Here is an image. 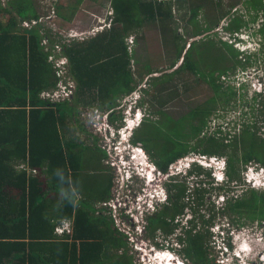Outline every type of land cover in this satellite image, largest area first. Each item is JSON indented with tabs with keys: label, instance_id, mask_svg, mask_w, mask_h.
<instances>
[{
	"label": "trees",
	"instance_id": "obj_1",
	"mask_svg": "<svg viewBox=\"0 0 264 264\" xmlns=\"http://www.w3.org/2000/svg\"><path fill=\"white\" fill-rule=\"evenodd\" d=\"M52 2L57 17L46 24L35 0L0 1V264H134L125 234L114 226L111 207L105 204L112 195L113 173L106 172L103 155L95 156L85 144L93 134L82 136L88 133L75 115L80 104L96 105L109 110L110 122L120 127L118 100L138 89L146 95L141 105L149 112L131 142L141 145L160 171L168 172L172 163L190 154L225 159L223 181L197 162L184 173L172 174L167 201L146 218V236L158 247L164 246L158 236L168 241L174 237L187 260L217 264L208 251L213 224L227 218L231 230L264 222V188H245L243 180L248 165L264 166V109L261 122L241 124L234 119L227 128L219 123L210 134L205 131L211 115L229 106L237 94L221 76L237 67L246 70L264 53V19L257 24L264 0L247 1L256 10L249 20L232 16L223 0H110L109 27L70 40L58 28L72 21L82 0ZM175 3L185 8L187 24L193 25L185 29L183 44L174 26ZM226 19L223 29L232 39L249 30L253 38L259 36L262 48L239 50L215 31L216 37L194 38L184 53L189 39ZM23 21L30 27L20 30ZM150 22L159 26L164 42L168 33L172 37L176 51L169 67L183 60L172 71L150 76L148 86L139 88L128 39ZM60 57L67 60L65 75L75 87L70 99L53 100L44 94L57 90L64 79L56 64ZM145 66L147 74L162 71ZM186 72L210 85L212 95L175 117L164 107L179 97L175 89L180 80L187 82ZM253 99L263 106L264 93L255 92ZM149 103L158 107L150 109ZM235 184L242 192L230 194L237 190ZM221 194L226 198L216 206L212 197ZM188 211L191 216L183 224ZM59 225L66 227L62 234L56 231Z\"/></svg>",
	"mask_w": 264,
	"mask_h": 264
},
{
	"label": "rangeland",
	"instance_id": "obj_2",
	"mask_svg": "<svg viewBox=\"0 0 264 264\" xmlns=\"http://www.w3.org/2000/svg\"><path fill=\"white\" fill-rule=\"evenodd\" d=\"M0 1L5 4L7 3V0ZM52 1L53 0H35L36 5L38 6V11L42 14L41 21L45 22L46 24H49L48 21H51L50 18L48 21L46 20L49 15L53 19L57 17V14L55 12L56 5H54V2ZM56 1L64 5H68L69 3H71L72 0ZM223 1L229 2L235 0ZM51 4L52 6L51 8H49L48 6H50ZM111 13L112 9L110 6V0H82V2L79 3V7L72 21L67 22L66 25L61 28H58V30L61 31L63 36L68 38H71L72 36H74L75 38H82L89 35H93V32L90 31V29H102L103 26H105L109 22ZM184 13H187L185 11V8L183 7V9L181 10L175 3L173 8V14L175 19L174 26L177 27L178 32L183 36V39H180L179 41L180 44L185 43L187 37L185 29L187 27L189 29L193 28V25L191 23L187 24L189 13L186 15ZM203 17L204 14L200 16V20L203 19ZM59 21L60 19H58V22ZM222 21L220 22L219 26L215 29L210 30L205 34L198 35L189 39V42L184 48V53L187 47L189 46V43H191L194 38L202 39L205 38V36H207L208 34L211 35V37H216L213 35L215 31L218 32V37L228 42H233L234 46L238 49H252V51L255 49V51H257L262 48V43H258L260 39L259 36L253 38L250 33H243V35H241V38L244 43L243 41H235L234 38L230 40V35L223 29L224 25L227 23V19L223 22ZM163 37L164 35L161 33L159 26H157V24L153 22H150L144 26V29L141 32H139L138 34H134L128 39L131 45V49L135 54V60L133 61L132 69L135 72L136 78L139 82V88L148 86V84L146 83L150 79V76L159 75L164 71H172L177 66H179L183 60V57H181L174 67H169L171 62L175 58L176 48L175 45L171 42L172 37L170 33H168L167 35V39H169L167 43L163 41ZM238 37L237 40L241 39H238ZM64 61L60 60L59 63H62ZM146 63H149L154 70L162 71L147 74L145 72ZM241 69L242 68L237 67L236 72H232L229 70L228 74H226L225 76H221V81L224 83V85H231L237 92L235 99H233H237L236 104L234 105L232 100L230 105L226 108L219 107L216 112L211 115L209 119L210 121L208 122V125L205 128L206 133L210 134L211 132H213V130L219 123H221L224 128H227V126L232 125V123L227 125L228 122L230 120L233 121L234 119H236L241 124L245 120L255 121L256 119H258L259 122H261V111L264 109V104L262 106V104H260L259 102L254 101L253 96L256 91H260L258 89H263L264 91V53L261 55L258 61L253 64V66L246 68V70L244 71H241ZM63 71H65V69ZM183 75L185 76V79H187V82L185 83L184 80H180L182 81V83L179 85L178 89H175L179 93V97L171 99L169 102L166 103L164 107L166 112L175 117L185 113L191 107L203 102L209 96L212 95V89L210 88V85H208L204 80L197 81V76L190 72H186ZM65 79L70 80L69 77L66 78V75ZM60 84L63 85L64 83ZM241 85H244V88H242ZM169 87H172V89L174 88L173 86ZM57 92L59 95L62 94L61 90H58ZM64 96L66 95L64 94ZM145 96L146 95H144L138 89L135 92L131 93L129 96H124L122 98L120 97L118 100L119 105L117 107V112H119L121 109L123 114L127 116L126 120L129 121L133 126L137 125V121L139 122V119H137V115L134 118L137 119L136 122L135 120L130 118L131 115H133L135 107L136 109L138 108V104L136 105L135 101H137V98H139V100H143L144 98H146ZM70 97L71 95L62 98L61 100L70 99ZM149 104L150 109L158 107L152 106L151 103ZM251 104L254 105V114L252 110L253 107L251 106ZM145 105L147 108L148 105ZM130 108H132V111L130 110ZM146 112L148 113L149 110L145 109V112L144 110H142V121L145 117L148 116L145 114ZM107 113V111L102 112L99 108H97L96 105L84 106L80 104L76 112L75 118L78 119V123L80 122L81 124H84L83 126L87 130L88 134H97L100 132L101 134H99L98 136L100 137L101 141L99 143L102 144V147H104L103 149L107 150V148H109V155L111 156H108V165L112 166V164L110 163V161L112 160V162L114 163L112 167H114L113 176L115 182L114 190H116V195L114 200H111V212L108 211V213H111L113 216L114 226L125 234L128 248L127 254L131 256L130 260H132L134 264H158V262L160 264H166V262L168 264H194L192 261L184 258L178 251L180 249V244L177 241L173 240L174 237L170 238L168 241L164 240L162 236H158L157 242L161 243V245H164L163 247H158L153 243V241L149 237L146 236L147 234L145 225L147 220L145 216L143 220L141 219V214L139 213V211H137L136 199L139 195V198H141V193H143L142 196H145L146 192L149 193L152 191L146 186L148 183L145 177L132 175L131 171H128L127 169L124 170L123 167H119L120 159L123 163H126L124 161V157L126 156V150L124 151V148H130V146H128L127 144L125 146L124 141L119 139L118 131L119 129H121L119 132H122V135L126 134L127 137L130 135V131L125 128L122 129L121 127L110 128L109 126H107L105 120ZM153 117L156 118L155 116ZM108 122L110 123V126L113 125L109 120ZM105 129L108 130L105 131ZM104 132H106L105 134H107V136L103 135ZM113 133H116L114 135V138L116 139L112 137ZM82 135L86 136L87 134ZM91 137L92 136H89L88 139H90ZM115 146L116 154H114L113 152V148H115ZM133 150L134 152H131L134 154L132 163H142L140 167L141 169H143L142 173L145 176V173L149 171L147 164H151V160L148 158V156H146V154H143V152H140L138 149ZM117 151H120V153L122 154L117 155ZM188 157V159L180 162V164L176 163L170 170L173 173L178 172L180 170H185L188 166L187 163H190L189 160L193 159L192 157H195V154H190L188 155ZM221 158L222 160H224L223 157ZM208 162H211V160L208 159ZM152 168L150 169L152 170ZM247 169L248 167L243 172L245 188L252 187V184L246 180L245 174ZM220 172L221 171L216 170V180L219 179L218 175H221L219 174ZM149 173L151 175H149V178H155V180H160L163 176H165L163 175L162 177L158 178L159 176L157 177L155 171H149ZM252 176L254 177L253 174L248 173L249 179ZM170 181V179H167L165 181L166 185ZM151 186L152 188H154L153 185ZM235 186L237 187V190H234L230 194H239L242 192L243 188H241L237 184H235ZM155 187H158V190L160 189V191L164 194V191L162 190L163 186L161 184H157V186ZM257 187H259L260 189L262 188L261 186ZM225 198L226 195L224 194L217 196L215 195L212 197V201L215 203L216 206H221ZM97 206L100 207V204H97ZM126 214L128 215L129 220L131 221H128L127 217L125 216ZM190 214L191 212L188 211L186 215L182 217L183 224H185L186 219L191 216ZM228 225V219L222 218L220 221H217L210 227L211 241L208 251L210 253V258L214 260V263L234 264V262H237V260L243 259V261H246L248 259L246 263L248 264L249 260L257 257L259 252L264 251V222L258 224L249 223L248 225L242 226L240 228L234 227L229 231ZM243 238L247 239L249 243L248 247L251 248L250 251H246V253L248 252V255L246 253H240V247H242V245L240 244V240ZM227 241L231 242V249ZM172 247H174L175 249H171ZM139 248L141 250H139ZM235 252L240 253L242 259H239V257L234 256ZM168 258L173 259L167 260ZM183 259L185 260V262L180 261ZM178 261L180 262L178 263ZM256 261L259 263L258 259ZM258 263L255 262L254 264Z\"/></svg>",
	"mask_w": 264,
	"mask_h": 264
},
{
	"label": "clouds",
	"instance_id": "obj_3",
	"mask_svg": "<svg viewBox=\"0 0 264 264\" xmlns=\"http://www.w3.org/2000/svg\"><path fill=\"white\" fill-rule=\"evenodd\" d=\"M109 22L105 25V26H103V28L102 29H100V30H97V32H100V31H102V30H104L106 27H109ZM249 30H243L242 32H240V33H238L237 34V37H238V35H239V37L238 38H241V35H243V33H246V34H249V32H248ZM96 34V33H95ZM230 40H232V38L230 39ZM235 41H237L236 39H234ZM241 41H243L242 40V38L241 39H239L238 40V42H241ZM243 43H244V41H243ZM239 49H241V48H239ZM241 50H245V49H241ZM252 50V49H251ZM258 90H260V91H256V92H263L264 93V91H263V89H258ZM135 92V91H134ZM133 93V92H132ZM130 95V94H129ZM129 95H127V96H129ZM135 104L137 105L138 104V108L136 109V107H135V109H134V111H133V115H131V114H129V115H131V119H133V120H135V122H136V120L137 119H134L135 117H136V115H137V113H139V122L137 121V125H134V126H132L131 128H130V122L129 121H127L126 120V118H127V116L126 115H124L123 114V118H122V125L120 126L122 129L123 128H125V129H127L128 131H130V135L127 137L126 136V134L125 135H122V132H119L121 129H119V131H118V133H119V139L120 140H123L124 141V143H125V146H126V144L128 145V146H130V148H124V151H125V153H126V156L124 157V161L126 162V163H123L122 162V160L120 159V166L121 167H123V169L125 170V169H127L128 171H131V173H132V175H135V176H142V177H145L146 178V180H147V187H148V189H150L152 192H146V195L145 196H142L143 195V193H141V198H139V196L137 197V199H136V204H137V211H139V213L141 214V219L143 220V218H144V216H145V218H147V216L149 215V214H151V213H153L155 210H156V208L159 206V205H161L162 203H164V202H166L167 201V199H168V188H167V185H166V180L167 179H170V177L172 176V174H176L177 172H175V173H173L170 169H169V171L168 172H166V173H164V172H162V171H160L157 167H156V165L153 163V162H151L150 161V163L151 164H147V167L149 168V171L151 172H153V171H155V173L157 174V177L158 178H160V177H162L163 175H165V176H163L160 180H155V178H153V179H151V178H149V175H150V173H149V171L147 172V173H145V176L143 175V173H142V171H143V169H141V167H140V165L142 164V163H140V164H135V163H132V160H133V156H134V154L133 153H131V152H134V150L133 149H138L140 152H143V154H146L145 153V151L143 150V148L141 147V145H135V144H133L132 142H131V137H132V134H133V131L136 129V127H138V126H140V124L142 123V110H144V112H145V109L143 108V106L141 105V100H139V98H137V101H135ZM142 109V110H141ZM130 110L132 111V108H130ZM120 111L122 112V110L120 109ZM123 113V112H122ZM146 114V113H145ZM129 124H128V123ZM115 126V125H114ZM119 128V127H118ZM108 130V129H107ZM116 133H114L113 135H112V137L114 138ZM124 136V137H123ZM114 139H116V138H114ZM117 143H119V142H117ZM114 144V143H113ZM129 149V150H128ZM113 152H114V154H116V146H115V148H113ZM123 152V151H122ZM119 154H122V153H120V151L118 152L117 151V155H119ZM147 156V155H146ZM221 157H217V156H211V157H208V159H210L211 160V162H210V164H208L207 166H204V164H202L204 167H206V168H210V169H212V171H213V175L215 176V179H216V177H217V174L215 173L216 172V170H218V171H221L219 174H221V175H218V177H222V179H217L218 181H223L224 179H225V175H224V169H225V159L224 160H222V158L220 159ZM189 162L190 163H187L188 164V166L186 167V169L185 170H180V171H178V172H186L190 167H191V165L194 163V162H197V163H200L201 164V162L199 161V160H197V159H194V157H193V159H191V160H189ZM147 163H149V162H147ZM152 165V166H151ZM221 165H222V167H221ZM252 165V164H251ZM255 165V164H254ZM153 167V168H152ZM261 167H263L264 168V166H262V165H259V164H256V166L252 169L253 171H252V174L254 175V177L252 176L250 179L248 178V174H245V176H246V180L249 182V183H251L252 184V187H254V188H259V187H257L256 185H257V176L258 177H261L262 178V180H264V170L262 171L261 170ZM150 168H152V170L150 169ZM249 169H250V165H248V169L246 170L247 171V173H249ZM251 173V172H250ZM151 176V175H150ZM157 178V179H158ZM157 184L158 185H162L163 186V188H162V190L164 191V194L160 191V189L158 190V187H155V186H157ZM151 185H153L154 186V188H152V186ZM262 188H263V186H261ZM150 195H151V197H150ZM111 207V206H110ZM126 217H127V219H128V221H131V220H129V217H128V215L126 214L125 215ZM229 231V230H228ZM234 238V237H233ZM240 244L242 245V247H240V253H246V251H250L251 250V248L250 247H248L249 246V243H248V241H247V239L246 238H243V239H241L240 240ZM234 248V247H233ZM172 249V248H171ZM171 249H169V250H171ZM231 249V248H230ZM235 249V248H234ZM236 250V249H235ZM240 253H237V252H235L234 253V256H236V257H239V259H242V256H241V254ZM247 255H248V252L246 253ZM165 259V258H164ZM171 259H173V258H171ZM258 259V261H259V263L256 261ZM167 260H169V259H167ZM184 260V259H183ZM183 260H180L181 262H185V260L183 261ZM248 260V259H247ZM247 260L246 261H243V259L242 260H237V262H234V264H246L247 263ZM180 261H178V263L180 262ZM254 262H256V263H258V264H264V251L263 252H259L258 253V255H257V257H255V258H253V259H251V260H249V262H248V264H252V263H254ZM158 264H160L159 262H158ZM166 264H168L167 262H166ZM184 264H186V263H184Z\"/></svg>",
	"mask_w": 264,
	"mask_h": 264
},
{
	"label": "built area",
	"instance_id": "obj_4",
	"mask_svg": "<svg viewBox=\"0 0 264 264\" xmlns=\"http://www.w3.org/2000/svg\"><path fill=\"white\" fill-rule=\"evenodd\" d=\"M46 17V16H45ZM49 18L52 20L53 18L49 15L48 16V18H46V20H49ZM41 20V19H40ZM35 21L33 20V23H34ZM49 22V21H48ZM50 23V22H49ZM25 25H29V22H26L25 21ZM90 31H92L93 32V34H95V33H97V29H93V28H91L90 29ZM71 38H75L74 36H72ZM82 38H84V37H82ZM67 40H70V38H68ZM62 59H64V60H62ZM64 61V62H62V63H59V61ZM66 59L64 58V57H60V58H58L57 60H56V64L58 65V67H60V70H59V74H61L62 76H64V79H65V71H63L64 70V64L66 63ZM61 80L60 81V83H64L63 85L62 84H60L59 83V88L57 89V90H55V91H50V92H45V94L44 95H46V96H49V97H51L53 100H61L62 98H65V97H67V96H70V95H72L73 94V90H74V87H75V82L74 81H72L71 79L70 80ZM71 81V82H70ZM58 90H61V93L62 94H58ZM64 94L66 95V96H64ZM107 115H108V113H107ZM107 115H106V125L107 126H109L110 128H113V127H116V126H114V125H112V126H110L109 125V122H108V117H107ZM105 124V123H104ZM107 128V127H106ZM105 131H107V129H105ZM106 133V132H105ZM103 134L104 136H107V134ZM111 134V133H110ZM114 134V133H113ZM107 150H108V152H109V148H107ZM110 153V152H109ZM111 156V155H110ZM111 158V157H110ZM189 157L188 156H186V157H183V158H180V159H178L177 161H175L174 163H172L171 165H170V167H169V169H172L173 168V166L176 164V163H179L180 164V162H182V161H184V160H186V159H188ZM193 158V157H192ZM194 159H197V160H199L200 162H201V164H204V165H208V164H210V162H208V157L206 156V155H203V154H195V157H194ZM110 163L112 164V165H114V163L112 162V160L110 161ZM256 166V164L254 165V164H252V165H250V169H249V173L251 172V174H252V169L254 168ZM119 167H121L120 165H119ZM261 170L263 171L264 170V168L263 167H261ZM246 174H248L247 173V171H246ZM257 185L256 186H263V188H264V180H262V178L261 177H258L257 176ZM105 204H107V206H109V205H111V202L110 201H108V203H105ZM65 225H59L57 228H56V231L59 233V234H62L64 231H65ZM144 229V228H143ZM70 230V228L69 227H67V231H69ZM141 232V231H140ZM143 232V231H142ZM142 235V234H141ZM139 250H141L140 248H139Z\"/></svg>",
	"mask_w": 264,
	"mask_h": 264
},
{
	"label": "flooded vegetation",
	"instance_id": "obj_5",
	"mask_svg": "<svg viewBox=\"0 0 264 264\" xmlns=\"http://www.w3.org/2000/svg\"><path fill=\"white\" fill-rule=\"evenodd\" d=\"M247 1L248 0H235V1H229V2L224 1V4L226 6H228V8L230 9V12H231L232 16L240 15L242 17H245L247 20H249V19H252L254 17V15L256 14V10L254 8H252V6L250 7L249 2H247ZM232 2H235V3L232 5ZM259 13H260V15L258 16V22H257L258 25H260L262 23L263 19H264V8L261 9ZM101 111L105 112L107 110H101ZM107 112H110V111L108 110ZM108 120L110 121L109 117H108ZM79 125L83 126L84 124H81L79 122ZM99 134H101V133L99 132L97 134H93V135H91L92 137L89 139V140H92L94 138L95 139L97 138L96 146H92V149L94 151L93 154L95 156L96 155L98 156V154L103 155V157L101 159V162H102L103 166L106 168V172L111 171L113 173V169H114V167H112L113 165L112 166L108 165V156H110L109 152H107L108 150L103 149L104 147H102V144L99 143L101 141L100 137L98 136ZM87 135H90V134H87ZM89 140H87L86 143L89 142V144H92V143H90ZM114 188H115V182H114V179H113V184L111 185V194L112 195H111L110 200H109L110 202H111V200H114L115 195H116V193H115L116 190H114ZM109 206H111V205H109Z\"/></svg>",
	"mask_w": 264,
	"mask_h": 264
},
{
	"label": "crops",
	"instance_id": "obj_6",
	"mask_svg": "<svg viewBox=\"0 0 264 264\" xmlns=\"http://www.w3.org/2000/svg\"><path fill=\"white\" fill-rule=\"evenodd\" d=\"M4 20H6V19H4ZM23 26L25 27V28H29L30 26L29 25H25V22L23 21L22 23H20V25H19V28H20V30L22 29L23 30ZM89 140V139H88ZM90 141V143H92V144H89V142L87 143V145H89L91 148H92V146H93V144H97L93 139L92 140H89ZM95 143H94V142ZM85 144H86V142H85Z\"/></svg>",
	"mask_w": 264,
	"mask_h": 264
},
{
	"label": "snow or ice",
	"instance_id": "obj_7",
	"mask_svg": "<svg viewBox=\"0 0 264 264\" xmlns=\"http://www.w3.org/2000/svg\"><path fill=\"white\" fill-rule=\"evenodd\" d=\"M137 119H139V113H137ZM129 126H131V124ZM221 167H222V165H221ZM218 178L222 179V177H218Z\"/></svg>",
	"mask_w": 264,
	"mask_h": 264
},
{
	"label": "bare ground",
	"instance_id": "obj_8",
	"mask_svg": "<svg viewBox=\"0 0 264 264\" xmlns=\"http://www.w3.org/2000/svg\"><path fill=\"white\" fill-rule=\"evenodd\" d=\"M130 124H131V123H130ZM132 126H133V125H131L130 128H131ZM169 259H171V258H169ZM254 263H255V262H254ZM254 263H253V264H254ZM173 264H174V263H173Z\"/></svg>",
	"mask_w": 264,
	"mask_h": 264
}]
</instances>
